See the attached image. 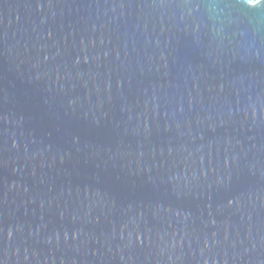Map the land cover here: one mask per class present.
<instances>
[{"label": "water", "instance_id": "95a60500", "mask_svg": "<svg viewBox=\"0 0 264 264\" xmlns=\"http://www.w3.org/2000/svg\"><path fill=\"white\" fill-rule=\"evenodd\" d=\"M0 264H264V0H0Z\"/></svg>", "mask_w": 264, "mask_h": 264}]
</instances>
